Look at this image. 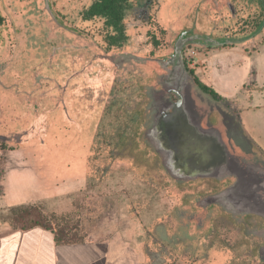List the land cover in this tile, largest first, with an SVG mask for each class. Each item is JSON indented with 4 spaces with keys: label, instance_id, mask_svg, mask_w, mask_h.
<instances>
[{
    "label": "rangeland",
    "instance_id": "obj_1",
    "mask_svg": "<svg viewBox=\"0 0 264 264\" xmlns=\"http://www.w3.org/2000/svg\"><path fill=\"white\" fill-rule=\"evenodd\" d=\"M92 1L0 0V225L38 205L70 242L138 225L149 264H264V0H134L111 51Z\"/></svg>",
    "mask_w": 264,
    "mask_h": 264
},
{
    "label": "crops",
    "instance_id": "obj_2",
    "mask_svg": "<svg viewBox=\"0 0 264 264\" xmlns=\"http://www.w3.org/2000/svg\"><path fill=\"white\" fill-rule=\"evenodd\" d=\"M133 229L138 225H126L113 236L92 234L84 242L57 244L54 234L42 228L20 232L0 225V264H149L143 250L134 247L136 238L119 233L131 235Z\"/></svg>",
    "mask_w": 264,
    "mask_h": 264
},
{
    "label": "trees",
    "instance_id": "obj_3",
    "mask_svg": "<svg viewBox=\"0 0 264 264\" xmlns=\"http://www.w3.org/2000/svg\"><path fill=\"white\" fill-rule=\"evenodd\" d=\"M134 0H93L88 8L82 13L84 21H93L100 19L104 23L106 32V49H121L129 41L127 34L126 18L128 11L133 7ZM192 75V71L189 70ZM197 87L206 95H209L215 101H222L221 97L214 89L210 88L199 79H195ZM62 218L57 215H46L38 205H28L14 208L9 217L10 225L17 228L22 225L23 231H30L35 228H42L54 234L57 244H72L62 230L57 231L53 225ZM80 243V242H79Z\"/></svg>",
    "mask_w": 264,
    "mask_h": 264
},
{
    "label": "flooded vegetation",
    "instance_id": "obj_4",
    "mask_svg": "<svg viewBox=\"0 0 264 264\" xmlns=\"http://www.w3.org/2000/svg\"><path fill=\"white\" fill-rule=\"evenodd\" d=\"M184 119H181V121L182 122H184L185 124H188L187 123V121L185 120V121H183ZM180 121V120H179ZM187 130V129H186ZM186 130H184V132L186 131ZM177 137V136H176ZM178 138V137H177ZM183 143H185V144H183ZM180 146L183 148V147H186L187 146V142L185 141V140H183V142H181V144H180ZM161 149L163 150V151H165L166 153H165V155L168 157L167 158V160H168V162H170V165H172L173 166V168H174V164H176L177 165V174L179 175L178 177H180V178H182L181 176H182V174H188V173H190V175L191 174H195V176H197V177H199V178H202V177H208V179H210V180H215V181H217V182H222V181H224V180H226V179H229V175H228V173H224L226 176L224 177V176H222V177H220V175L218 176L217 175V173H215V169H214V166H217L215 163H209L208 165H206V167H202V166H198V168L197 169H183L181 166H179L178 164V161L177 160H175V159H171V156H172V154H171V151H170V149L169 148H167V150H166V147H164V146H162L161 147ZM174 151L175 152H177L176 154H179V149L176 147L175 149H174ZM174 152V153H175ZM170 159V160H169ZM171 160H173V161H177V163L176 162H172ZM218 167V166H217ZM184 170V171H183ZM186 174V175H187ZM240 205V204H239ZM228 207V206H227Z\"/></svg>",
    "mask_w": 264,
    "mask_h": 264
},
{
    "label": "water",
    "instance_id": "obj_5",
    "mask_svg": "<svg viewBox=\"0 0 264 264\" xmlns=\"http://www.w3.org/2000/svg\"><path fill=\"white\" fill-rule=\"evenodd\" d=\"M49 6V5H48ZM50 7V6H49Z\"/></svg>",
    "mask_w": 264,
    "mask_h": 264
}]
</instances>
